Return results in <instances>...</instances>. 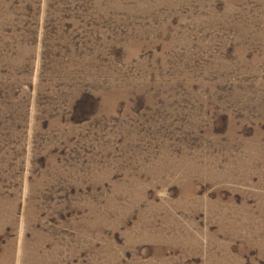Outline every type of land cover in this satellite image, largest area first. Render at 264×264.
<instances>
[{
	"label": "rangeland",
	"instance_id": "obj_1",
	"mask_svg": "<svg viewBox=\"0 0 264 264\" xmlns=\"http://www.w3.org/2000/svg\"><path fill=\"white\" fill-rule=\"evenodd\" d=\"M0 264H264V0H0Z\"/></svg>",
	"mask_w": 264,
	"mask_h": 264
}]
</instances>
